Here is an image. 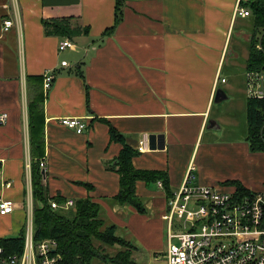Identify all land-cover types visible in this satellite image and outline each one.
<instances>
[{
	"label": "crops",
	"instance_id": "crops-1",
	"mask_svg": "<svg viewBox=\"0 0 264 264\" xmlns=\"http://www.w3.org/2000/svg\"><path fill=\"white\" fill-rule=\"evenodd\" d=\"M239 1L125 0L122 21L102 37L114 25L116 0H0V113H8L0 124V197L16 202L11 213L0 214V237L27 232L34 199L26 77L52 70V86L44 89L43 175L50 204L56 196L75 202L89 196L101 203L104 217L135 244L134 264H167L163 214L168 199L158 181L141 180L136 191L145 200L146 213L112 204L120 182L108 166L123 145L110 139L111 126L141 153L133 165L165 170L172 191L182 184L192 160L197 183L227 192L235 187L226 182L239 180L251 191L264 190V152H252L246 141H200L208 125L222 128L217 117L210 119V110ZM7 18L15 21L8 30ZM65 18L89 30L65 36L76 44L69 48L72 55L83 49L75 61L59 51L65 38L45 32L43 22ZM77 65L84 79L75 72ZM67 116L83 119L87 126L78 133L62 125L60 119ZM154 133L165 135L164 149H150L148 137ZM106 253L114 255L108 249ZM100 261L118 264L108 257L92 264Z\"/></svg>",
	"mask_w": 264,
	"mask_h": 264
},
{
	"label": "trees",
	"instance_id": "trees-1",
	"mask_svg": "<svg viewBox=\"0 0 264 264\" xmlns=\"http://www.w3.org/2000/svg\"><path fill=\"white\" fill-rule=\"evenodd\" d=\"M125 0H116L114 25L109 27L102 37L113 32L123 18ZM242 7L250 10L249 19L252 29L249 33V56L246 59V72H264V0H240ZM47 35L55 34L62 38H74L79 34L89 32L86 27L73 26L68 18L63 20H50L43 22ZM76 73L84 77V71L77 65ZM43 75H27L26 84L28 92V127L31 156V184L33 189V227L34 241L43 239L57 241L56 254L61 258L57 264H92L96 258L108 257L112 263L134 264L133 251L135 244L125 239L119 228L104 217L101 203L95 202L91 197L78 198L73 207L68 210L53 209L50 204L48 188L40 168V160L45 158V112L44 105L46 93L44 91ZM248 133L247 143L252 152H264V97H248L246 101ZM89 107V99H88ZM110 139L120 142L123 146L120 154L109 165V169L119 174V192L111 198L112 204L131 205L140 213H146L144 198L137 194V183H147L162 180L167 199L172 192L168 173L165 170L138 169L133 165V159L141 153L132 147L125 136L111 126ZM235 187L240 195L250 193L242 181L228 180L226 184ZM89 185V184H87ZM60 203L66 201L61 196L55 197ZM25 230L18 236L0 237V245L9 254H22L25 246ZM115 245L123 249L107 254L108 248Z\"/></svg>",
	"mask_w": 264,
	"mask_h": 264
},
{
	"label": "built area",
	"instance_id": "built-area-1",
	"mask_svg": "<svg viewBox=\"0 0 264 264\" xmlns=\"http://www.w3.org/2000/svg\"><path fill=\"white\" fill-rule=\"evenodd\" d=\"M236 15L247 17L248 8L236 5ZM19 21V19H17ZM12 19L4 20L6 30L14 25ZM76 44L68 37L62 39L59 51L75 49ZM68 62L62 61L66 66ZM56 71L44 74V89L52 86ZM248 92L251 97H264V72H247ZM226 79L222 78L224 82ZM8 113H0V124L6 123ZM60 122L81 133L87 123L77 117H63ZM142 148V147H140ZM29 166V165H28ZM46 162L40 160L41 170ZM196 166L193 162L184 176L182 184L171 192L167 211L163 218L168 224L169 245L167 264H264V190L242 194L235 191H221L216 187L197 183ZM2 171L0 170V175ZM7 187L11 183L6 182ZM164 188V183L158 180ZM73 199L64 203L51 201L53 209H70ZM16 202L0 197V214L11 213ZM28 225L25 236V248L22 254H9L0 245V264H57L61 258L56 254L57 241L43 239L34 241L33 207L28 208Z\"/></svg>",
	"mask_w": 264,
	"mask_h": 264
},
{
	"label": "rangeland",
	"instance_id": "rangeland-1",
	"mask_svg": "<svg viewBox=\"0 0 264 264\" xmlns=\"http://www.w3.org/2000/svg\"><path fill=\"white\" fill-rule=\"evenodd\" d=\"M243 28L247 32L242 33L240 29ZM252 29V25L249 19L246 17L241 18L237 17V22L235 25L233 37L230 42V48L228 49V56L224 60L221 66L220 74V85L219 89H222L224 92L227 91L229 98L221 102L213 101L212 109L210 110V119L218 120L219 126L222 128L217 129L216 127H208L206 130L201 133L200 141L203 143L211 141L219 142H247V133H248V121H247V107L246 101L249 97L247 78L245 77L246 73V58L249 56V33ZM236 52L237 56H234L231 52ZM63 53L68 55L72 61L83 54V49L79 48L78 53L71 54L69 48L65 49ZM227 78L228 83L222 82V78ZM229 84H232L233 88ZM226 93V92H225ZM196 157V154H195ZM194 157V159H195ZM193 162V160L191 161ZM195 165V164H194ZM196 171V169H195ZM193 173L196 175V172ZM158 181V180H157ZM197 181V180H196ZM224 182V181H223ZM71 208V207H70ZM33 227V226H32ZM168 233V228H167ZM34 235V227H33ZM167 236V235H166ZM126 239V238H125ZM123 247L115 245L113 248H108L109 252L113 254L122 250ZM134 256V255H133ZM163 257V256H161ZM133 258V257H132ZM98 263V262H96ZM95 263V264H96ZM100 264H110L108 262H101Z\"/></svg>",
	"mask_w": 264,
	"mask_h": 264
},
{
	"label": "water",
	"instance_id": "water-1",
	"mask_svg": "<svg viewBox=\"0 0 264 264\" xmlns=\"http://www.w3.org/2000/svg\"><path fill=\"white\" fill-rule=\"evenodd\" d=\"M215 101L221 102L225 100V98L228 97L227 93H225L223 90L218 89L216 92ZM210 125H208V128ZM149 147L150 149L154 150V148L164 149L166 145V138L163 133H154L149 135ZM45 170H43V173Z\"/></svg>",
	"mask_w": 264,
	"mask_h": 264
}]
</instances>
